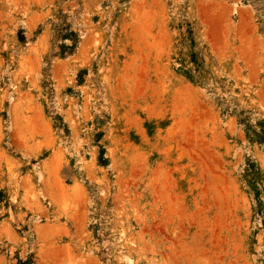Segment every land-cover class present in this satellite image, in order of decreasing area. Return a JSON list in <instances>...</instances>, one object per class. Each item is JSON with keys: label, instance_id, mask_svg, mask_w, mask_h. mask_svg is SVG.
<instances>
[{"label": "rangeland", "instance_id": "rangeland-1", "mask_svg": "<svg viewBox=\"0 0 264 264\" xmlns=\"http://www.w3.org/2000/svg\"><path fill=\"white\" fill-rule=\"evenodd\" d=\"M0 264H264V0H0Z\"/></svg>", "mask_w": 264, "mask_h": 264}]
</instances>
